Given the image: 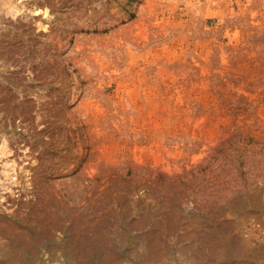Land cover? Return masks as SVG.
<instances>
[{
	"label": "rangeland",
	"instance_id": "374dc122",
	"mask_svg": "<svg viewBox=\"0 0 264 264\" xmlns=\"http://www.w3.org/2000/svg\"><path fill=\"white\" fill-rule=\"evenodd\" d=\"M0 264H264V0H0Z\"/></svg>",
	"mask_w": 264,
	"mask_h": 264
}]
</instances>
